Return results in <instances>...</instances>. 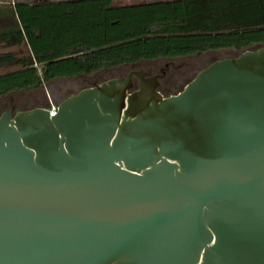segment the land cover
Masks as SVG:
<instances>
[{"label": "water", "instance_id": "1", "mask_svg": "<svg viewBox=\"0 0 264 264\" xmlns=\"http://www.w3.org/2000/svg\"><path fill=\"white\" fill-rule=\"evenodd\" d=\"M157 89L0 115V264H264V45Z\"/></svg>", "mask_w": 264, "mask_h": 264}, {"label": "trees", "instance_id": "2", "mask_svg": "<svg viewBox=\"0 0 264 264\" xmlns=\"http://www.w3.org/2000/svg\"><path fill=\"white\" fill-rule=\"evenodd\" d=\"M112 1L16 2L0 20V44L26 54L0 55V67L18 66L0 74V96L141 60L264 45V0Z\"/></svg>", "mask_w": 264, "mask_h": 264}, {"label": "rangeland", "instance_id": "3", "mask_svg": "<svg viewBox=\"0 0 264 264\" xmlns=\"http://www.w3.org/2000/svg\"><path fill=\"white\" fill-rule=\"evenodd\" d=\"M45 0H0V20L4 19L5 14L9 15L14 9L16 2H28L36 3ZM51 1H66V0H51ZM155 1H166V0H113L114 6H124L140 3H149ZM16 18H18L16 16ZM12 53L15 56H22L26 54V49L23 46H12L5 47L0 44V55L4 53ZM240 52L234 49H218L200 52L193 55H186L176 57L172 59L174 68L172 69V78L174 80L167 81L163 91L168 93L172 91L175 94L181 90L189 81H191L202 69L207 67L210 63L215 60L237 56ZM159 64L163 62L159 60ZM136 64V68L146 66L143 61H139ZM17 65H7L0 67V74L17 69ZM129 71L128 65H121L113 67L107 70L102 69L101 71L94 72L91 78H85L84 75H75L69 77H61L55 80L45 82L40 86L34 87L30 90L29 94L35 98V102L29 106V108L45 107L48 108L52 105L57 106L64 98L74 94L82 88L89 86L92 82V78L97 79L99 82H103L107 79L117 77L120 74H125ZM172 87V88H171ZM6 99H1L0 103L6 105Z\"/></svg>", "mask_w": 264, "mask_h": 264}, {"label": "flooded vegetation", "instance_id": "4", "mask_svg": "<svg viewBox=\"0 0 264 264\" xmlns=\"http://www.w3.org/2000/svg\"><path fill=\"white\" fill-rule=\"evenodd\" d=\"M172 59L173 58L158 57V58L149 59V60H141V61H143V63L146 64V66H142L140 68H136L137 66H136L135 63L125 64V65H128L129 71L126 72L125 74H120L117 77L125 76L127 73H129L132 70H141V71H143L145 73L146 77H155L156 80L158 81V89L157 90L163 96H168V95H171L174 92L169 91L168 93H165L163 91V89H164V86L166 85L167 81H171L172 82L174 80V78H172V73H171L172 69L175 67L174 64L172 63ZM159 60H161L163 63L159 64L158 63ZM108 69H110V68H108ZM101 70H98V71H101ZM104 70H107V69H104ZM98 71H96V72H98ZM81 75H84V74H81ZM92 76H93L92 74L91 75H84L85 78H91ZM132 79H133V89H135L137 87V79L135 77H132ZM107 80H105L103 82H106ZM103 82H99L97 79H95V78L93 79L92 78L91 84L89 86H86V87L94 86L96 84H101ZM86 87H84V88H86ZM32 88H34V87H27V88H24V89L14 90V91H11V92H9V93H7L5 95L0 96V100L4 99V98L7 100L6 101V105H3L2 103H0V115L5 110L9 109L10 105H12V107H13L12 111H17L18 109L19 110L32 109V108H29V106L32 105L35 102V98L32 97L29 94V92H30V90ZM181 90H179V91H181ZM71 95H73V94H71ZM40 108H45V107H41L40 106Z\"/></svg>", "mask_w": 264, "mask_h": 264}, {"label": "built area", "instance_id": "5", "mask_svg": "<svg viewBox=\"0 0 264 264\" xmlns=\"http://www.w3.org/2000/svg\"><path fill=\"white\" fill-rule=\"evenodd\" d=\"M36 65V64H35ZM37 66V65H36ZM48 109L50 110L51 113H55L56 109H57V106L55 105H52L50 107H48Z\"/></svg>", "mask_w": 264, "mask_h": 264}]
</instances>
